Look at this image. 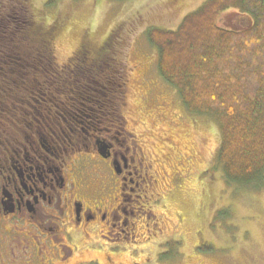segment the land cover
Here are the masks:
<instances>
[{
    "label": "rangeland",
    "instance_id": "obj_1",
    "mask_svg": "<svg viewBox=\"0 0 264 264\" xmlns=\"http://www.w3.org/2000/svg\"><path fill=\"white\" fill-rule=\"evenodd\" d=\"M203 4L205 0H0V44L13 39L20 45L36 25L38 39L31 42L49 40L46 53L53 52L59 68L80 48L97 52L111 39L105 69L122 75L117 83L125 97L122 112L150 155L158 182L151 210L162 232L151 243L139 227V245L103 254L98 247L88 248L83 238L70 243L63 235L62 243L70 248L64 249L62 261L60 253L50 254V264H264V175L246 185L226 181L216 160L219 121L187 110L178 90L160 76L158 50L147 36L154 29L176 30ZM232 12L219 13L216 27L232 22ZM93 234L96 241L97 230ZM5 260L1 264H14L11 255Z\"/></svg>",
    "mask_w": 264,
    "mask_h": 264
},
{
    "label": "flooded vegetation",
    "instance_id": "obj_2",
    "mask_svg": "<svg viewBox=\"0 0 264 264\" xmlns=\"http://www.w3.org/2000/svg\"><path fill=\"white\" fill-rule=\"evenodd\" d=\"M0 47V264L62 261L63 235L103 254L139 245V227L151 243L162 232L151 210L158 182L122 112V87L118 96L112 84L60 72L52 88L33 78L45 57L12 40Z\"/></svg>",
    "mask_w": 264,
    "mask_h": 264
},
{
    "label": "trees",
    "instance_id": "obj_3",
    "mask_svg": "<svg viewBox=\"0 0 264 264\" xmlns=\"http://www.w3.org/2000/svg\"><path fill=\"white\" fill-rule=\"evenodd\" d=\"M228 9L238 12L231 13L232 28L216 27L217 15ZM180 24L174 31L147 32L158 50L159 74L178 90L187 110L219 121L216 160L226 181L255 183L264 175V0H205ZM35 26H30L20 45L12 41L20 53L45 57L47 68L33 76L38 82L42 76L57 88L65 80L60 72H65L66 80L76 75L97 85L102 79L103 84L120 86L122 75L112 76L105 69L111 39L97 52L80 48L59 71L53 52L46 53L49 40L31 42L38 39Z\"/></svg>",
    "mask_w": 264,
    "mask_h": 264
}]
</instances>
